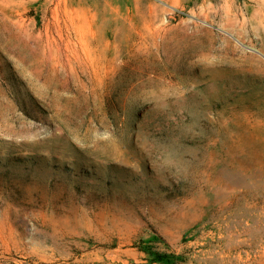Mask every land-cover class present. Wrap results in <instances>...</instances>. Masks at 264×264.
Masks as SVG:
<instances>
[{"label": "rangeland", "instance_id": "374dc122", "mask_svg": "<svg viewBox=\"0 0 264 264\" xmlns=\"http://www.w3.org/2000/svg\"><path fill=\"white\" fill-rule=\"evenodd\" d=\"M0 264H264V0H0Z\"/></svg>", "mask_w": 264, "mask_h": 264}]
</instances>
